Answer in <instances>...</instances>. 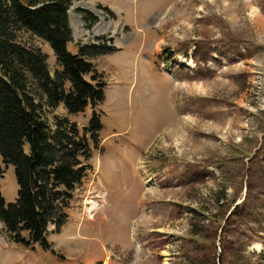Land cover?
Here are the masks:
<instances>
[{"label":"rangeland","instance_id":"374dc122","mask_svg":"<svg viewBox=\"0 0 264 264\" xmlns=\"http://www.w3.org/2000/svg\"><path fill=\"white\" fill-rule=\"evenodd\" d=\"M69 17L72 53L117 50L92 60L103 102L50 116L83 129L96 111L104 127L52 249L0 222V264H264V0H74ZM34 42L54 75L52 47Z\"/></svg>","mask_w":264,"mask_h":264},{"label":"trees","instance_id":"16d2710c","mask_svg":"<svg viewBox=\"0 0 264 264\" xmlns=\"http://www.w3.org/2000/svg\"><path fill=\"white\" fill-rule=\"evenodd\" d=\"M73 1L0 0V153L4 165L14 166L19 186L17 200L6 203L0 163V222L13 242L31 250H51L50 226L59 230L67 224L104 127L96 111L83 129L68 116L50 114L63 105L77 115L103 102L107 84L92 60L117 50L90 44L72 53ZM85 19L89 27L98 22L89 12ZM34 39L52 47L59 67L54 75L49 54Z\"/></svg>","mask_w":264,"mask_h":264}]
</instances>
